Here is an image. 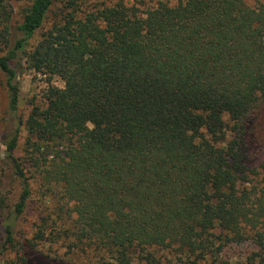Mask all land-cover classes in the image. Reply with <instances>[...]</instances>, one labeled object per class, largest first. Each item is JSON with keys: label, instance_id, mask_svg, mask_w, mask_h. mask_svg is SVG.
I'll use <instances>...</instances> for the list:
<instances>
[{"label": "trees", "instance_id": "obj_1", "mask_svg": "<svg viewBox=\"0 0 264 264\" xmlns=\"http://www.w3.org/2000/svg\"><path fill=\"white\" fill-rule=\"evenodd\" d=\"M0 50V264H264V0H0Z\"/></svg>", "mask_w": 264, "mask_h": 264}, {"label": "rangeland", "instance_id": "obj_2", "mask_svg": "<svg viewBox=\"0 0 264 264\" xmlns=\"http://www.w3.org/2000/svg\"><path fill=\"white\" fill-rule=\"evenodd\" d=\"M130 4H136L142 9L154 6L159 0H128ZM178 0H170L171 3H176ZM250 4H255L256 0H247ZM22 6V1H16L14 4L15 7V15L19 18V10ZM35 43V41H34ZM2 51L0 50V54ZM23 62V67H17L18 74H19V84H20V94H19V111L18 114L23 115L26 117L34 105H39L41 107H46V101L44 99V94L49 86L48 77L41 73H38L32 69L26 67V64ZM17 63H15L16 65ZM14 65V66H15ZM17 66V65H16ZM52 84L57 86H63L64 82L59 77L52 78ZM14 124V120H12L9 114V101L7 96V89L5 84V76L0 71V175L2 173L1 170V160L4 159V146L2 142V136L10 129ZM26 138V131H22V138L20 139L21 144L23 145ZM21 145V147H22ZM8 180H5L7 183ZM35 186V201L38 200L39 194L37 193V183ZM16 190V188H15ZM32 201L29 212L27 215V220L20 222V228L22 226L27 227L30 222L36 219L37 211V204ZM2 234V227L0 226V235ZM64 249H60L62 252ZM258 248L251 244L250 242H245L240 245H231L225 251V258L231 261L233 264H245L246 258L256 252ZM30 258L33 264H65L63 262H58V260L53 261L44 256L40 253H33L30 252ZM68 262V261H67ZM71 264V262H70Z\"/></svg>", "mask_w": 264, "mask_h": 264}]
</instances>
